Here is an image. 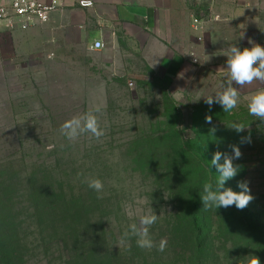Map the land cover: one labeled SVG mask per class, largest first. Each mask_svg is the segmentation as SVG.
Returning <instances> with one entry per match:
<instances>
[{
    "label": "rangeland",
    "instance_id": "1",
    "mask_svg": "<svg viewBox=\"0 0 264 264\" xmlns=\"http://www.w3.org/2000/svg\"><path fill=\"white\" fill-rule=\"evenodd\" d=\"M203 6V0L196 1L197 15L205 17ZM20 59L3 64V76L0 68V184L10 189L2 202H13V210L22 211L19 219L26 230L19 237L26 264H189L191 255L171 244L174 204L168 191L131 161L137 150L131 143L164 129L174 108L179 112L176 124L186 136L195 112L210 116L212 127L226 128L223 152L231 154L229 145L240 147L242 157L234 161L243 164V181L248 182L255 210L264 214V122L247 108L248 98L264 84L243 89L233 85L240 90V101L226 113L215 101L209 108L205 98L222 91L227 79L201 70L189 80H177L172 88L140 63L134 64L130 76L109 78L106 58L80 44L60 48L53 43L49 52L36 55L32 62ZM96 106L102 109L99 118L105 131L99 141L83 135L71 142L60 134L66 120ZM234 123L245 130L237 133L230 128ZM249 136L250 143H241ZM85 177L103 182L102 198L82 182ZM33 187L49 192L63 188L81 195L85 204L92 205L90 227L84 222L78 234L39 232L29 208L28 192ZM148 212L159 216L150 235L157 245L167 239L163 252L139 248L135 237L120 244L129 226ZM211 243L218 261L203 264H242L254 255L242 240L230 243L215 235Z\"/></svg>",
    "mask_w": 264,
    "mask_h": 264
},
{
    "label": "crops",
    "instance_id": "2",
    "mask_svg": "<svg viewBox=\"0 0 264 264\" xmlns=\"http://www.w3.org/2000/svg\"><path fill=\"white\" fill-rule=\"evenodd\" d=\"M78 1L58 0L46 22L25 30L0 22L2 76L3 64L32 62L53 43L80 44L106 58L109 78L130 76L140 63L173 88L198 70L228 79L225 54L232 45L243 50L251 40L264 47V0H203L205 17L197 15V0H92L89 7ZM193 18L203 19L201 30L194 29ZM95 41L103 48L91 49Z\"/></svg>",
    "mask_w": 264,
    "mask_h": 264
},
{
    "label": "trees",
    "instance_id": "3",
    "mask_svg": "<svg viewBox=\"0 0 264 264\" xmlns=\"http://www.w3.org/2000/svg\"><path fill=\"white\" fill-rule=\"evenodd\" d=\"M170 113L173 119L164 129L144 138L138 137L131 143L137 147L131 161L141 171L154 175L155 181L168 191L173 201L174 212L170 217L172 246L191 255L189 264H203L206 260L217 262L211 253V240L216 235L230 243L244 241L264 263V214L255 210L253 202L243 210L235 206L205 210L201 200L203 184L214 181L218 175L210 162L216 151L223 152V143H227L223 140L226 128L216 126L213 134V127L205 122L206 118L195 112L189 129L191 133L186 136L176 124L177 109H171ZM233 163L240 171L226 182L225 187L239 192L237 183L244 178V166L239 161ZM9 191L0 184V264H26L25 245L19 237L22 230H26L19 219L22 211L13 210V202L12 205L2 202V197H7ZM28 197L32 200L29 205L31 215L41 233L78 234L79 226L85 222L90 227L89 223L93 221L91 203L85 204L81 195L63 188L49 192L33 187ZM39 197L50 201H40Z\"/></svg>",
    "mask_w": 264,
    "mask_h": 264
},
{
    "label": "clouds",
    "instance_id": "4",
    "mask_svg": "<svg viewBox=\"0 0 264 264\" xmlns=\"http://www.w3.org/2000/svg\"><path fill=\"white\" fill-rule=\"evenodd\" d=\"M251 47H245L243 50L235 45H232L226 51L227 65V85H221L222 91L215 93L213 96L205 98L206 104L211 108L213 102L218 103L224 112L230 113L235 109L240 101V90L234 87L233 84L243 89L245 86L252 85L256 82L264 84V47L253 43L249 40ZM250 115L264 122V87L258 89L253 95L248 98L247 104ZM102 109L96 106L94 109L74 115L66 120L59 128V132L67 140L75 142L83 135H89L90 138H95L97 141L104 136L105 131L101 127L99 114ZM206 122L211 124V117H206ZM237 133L245 130L242 124L234 123L230 127ZM216 128L213 127L211 132L214 134ZM251 142V138L246 137L241 139V143ZM231 154L227 152L216 151L213 154L210 165L214 166L218 175L214 181H207L203 184V194L201 200L205 210L218 209L220 207L228 208L235 206L238 210H243L254 199L250 194L247 181H238L237 186L239 192L233 191L230 187H225V184L230 179L235 178L240 167L234 165L233 161L242 157V152L238 145H229ZM78 177L82 173L77 174ZM87 183L88 187L97 192V198H102L100 195L103 192V182L94 177H85L82 181ZM131 215V213H129ZM159 216L153 212L140 215L138 223H133L129 226V230L125 231L120 238V244L125 245L132 238H136V245L141 249L151 250L157 248L163 252L167 247V239L162 238L157 245L150 235V228L158 221ZM242 264H261L258 256L249 255L245 257Z\"/></svg>",
    "mask_w": 264,
    "mask_h": 264
},
{
    "label": "built area",
    "instance_id": "5",
    "mask_svg": "<svg viewBox=\"0 0 264 264\" xmlns=\"http://www.w3.org/2000/svg\"><path fill=\"white\" fill-rule=\"evenodd\" d=\"M58 0H0V22L9 29L25 30L39 23L46 22L50 15L57 10ZM92 0H79L82 7L92 6ZM193 27L199 31L203 26V19L193 18ZM200 39V38H199ZM101 41H95L91 49L103 48ZM192 62H196L193 59ZM133 85V82L129 83Z\"/></svg>",
    "mask_w": 264,
    "mask_h": 264
}]
</instances>
